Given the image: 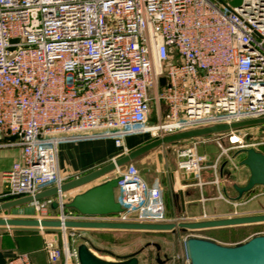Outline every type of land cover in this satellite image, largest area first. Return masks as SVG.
Instances as JSON below:
<instances>
[{
  "label": "built area",
  "instance_id": "built-area-1",
  "mask_svg": "<svg viewBox=\"0 0 264 264\" xmlns=\"http://www.w3.org/2000/svg\"><path fill=\"white\" fill-rule=\"evenodd\" d=\"M235 1L0 0V149L22 153L3 173L0 204L57 188L55 197L30 204L36 219L179 224L167 216L161 189L133 163L111 174L122 212L87 216L66 209L60 188L79 177L60 168L59 151L111 140L120 150L115 162L129 153V137L155 140L264 118V0ZM153 100L158 117L165 116L155 125ZM233 133L213 135L221 149L215 161L198 152L208 137L177 149L179 171L202 185L203 172L216 170L228 151L219 138ZM54 203L56 214L42 217ZM83 231L49 232L48 264H80L67 236L81 238ZM7 264L33 263L21 253Z\"/></svg>",
  "mask_w": 264,
  "mask_h": 264
},
{
  "label": "water",
  "instance_id": "water-1",
  "mask_svg": "<svg viewBox=\"0 0 264 264\" xmlns=\"http://www.w3.org/2000/svg\"><path fill=\"white\" fill-rule=\"evenodd\" d=\"M241 0L233 2V6H238ZM161 84L165 85V79H161ZM264 125V118L242 121L232 124H216L207 127L182 131L172 135H167L155 139L141 147L120 157L115 162L109 164L61 186L62 193H69L76 189L88 186L102 178L111 175L117 168H122L140 157L162 147L186 140H193L213 135H220L243 128ZM239 153L245 154L241 165L248 168L250 177L246 185H234L237 193L235 201H239L246 193L255 187H264V153L254 149H245ZM118 179L111 178L108 181L94 186L84 193L75 195L71 201L65 204L66 209L75 210L87 216H108L122 212L121 205L116 201V189ZM58 194L57 188H52L37 194L35 197H24L14 201L0 204V214L3 212L14 213L23 206L30 205L33 201H41L55 197ZM57 209V204L51 206ZM264 224V214L252 216L230 217L225 219L208 220L188 223H97V222H65L47 219H13L0 218L1 230H26L37 232H60L62 227L67 230L85 231H126V232H152V233H176L212 230L222 228H232L240 226H251ZM151 245V244H149ZM157 251L160 246L152 244ZM182 250L185 259L189 264H264V235L251 237L245 242L232 246L223 245L210 239L190 237L183 241ZM106 252V251H105ZM141 251L122 259L112 262L97 256L86 244H81L77 248L78 261L80 264H139L138 255ZM160 262V259H158Z\"/></svg>",
  "mask_w": 264,
  "mask_h": 264
},
{
  "label": "crops",
  "instance_id": "crops-1",
  "mask_svg": "<svg viewBox=\"0 0 264 264\" xmlns=\"http://www.w3.org/2000/svg\"><path fill=\"white\" fill-rule=\"evenodd\" d=\"M140 138V136L129 137L126 140V145L129 152L144 145V143H141ZM163 147L164 146L132 162L133 164L135 162V164L140 167L143 178L153 186L156 185L153 184L152 178L148 177L144 168L145 166H152L154 172L156 171L155 168H158L157 170L162 172L163 165L160 163L161 160L163 159L162 162L168 161L166 156L163 155L164 153L161 151L163 150ZM198 152L200 154H204V148L199 147ZM119 154L120 150L115 147L113 141L111 140L67 144L61 146L60 148L59 164L63 171L70 172L78 177H82L103 167L105 163V165L109 164L111 160L117 157ZM238 154L239 153L236 154V158L239 157ZM244 158L245 157H243L241 161ZM21 159L22 153L18 148L0 149V194L5 191L3 173L9 171L14 163L21 161ZM210 161L214 160L210 159ZM174 162L176 167L172 165L175 168H171L172 171L169 174L168 182H166V184L163 182L158 184L161 191L163 192L166 214L168 217L179 218L181 221H185L184 219L188 218V221L193 219V222H201L235 217V212L238 213V216L264 214V197H255L257 193H260L264 190H257V187H255L252 191L253 194L251 198L246 199L244 198V195L242 197L243 199L241 198L239 201H235L237 196L231 198L229 195L228 188L226 187L227 183L233 184V186H244L249 180L250 172L248 168L242 166L241 163L238 173L235 177H233L234 175L230 176L229 174L227 177L224 176L222 168L219 170V172L218 169H213L215 172L214 176H212L210 179H206L204 178L206 177V173H204V175L202 174V185H199L195 178L186 176L181 171H179L178 160L176 157L174 158ZM159 167L162 168L160 169ZM169 168H165L166 171H170ZM102 183H104V181L98 184L93 183L88 186L76 189L67 193V196L71 194V197L73 198L75 195L84 193L88 189ZM21 208H24V214L26 215L23 216V219H32V216H28L32 212L31 206H23ZM44 214L50 216L55 215L56 210L50 208L44 211ZM255 226L251 225L248 227ZM217 230L231 231L232 229H212L208 231ZM50 234L52 233L48 232L43 234L37 231H8L0 229V264H7L8 261L21 253L29 254L33 264H48V257L44 251V239ZM248 239L238 241L234 244L245 242ZM214 241L217 240L214 239ZM173 251L174 254L177 255L178 247L176 244L175 246L173 245Z\"/></svg>",
  "mask_w": 264,
  "mask_h": 264
},
{
  "label": "rangeland",
  "instance_id": "rangeland-1",
  "mask_svg": "<svg viewBox=\"0 0 264 264\" xmlns=\"http://www.w3.org/2000/svg\"><path fill=\"white\" fill-rule=\"evenodd\" d=\"M156 108L157 106L155 104V101L153 100L151 115H150V124L152 125L158 124L159 122L165 120L164 114H162V117L160 118L158 117V113H157L158 111ZM161 111L163 112L164 109H162ZM140 137H141L140 138L141 143L144 144H147L154 140L149 135H144ZM208 138L209 139H206L205 144H202L200 142V144L198 145V149L199 147L204 148V155H207L209 161L210 159L215 161L218 155L221 153V149L217 145L216 142L217 137L208 136ZM219 139H221L220 140L221 146L228 151L226 155H224L223 158L219 161L217 165V169L219 172V170L222 168L223 175L226 177L228 176V174L230 176L234 175L233 177L237 175L241 163L240 161L243 157H245V154L239 153L242 150L254 149L258 152L264 153V125L236 130L234 131L233 135H226ZM194 142L199 143V141L186 140V141L170 144L168 146H164L163 150L161 151L164 153L163 155L166 156V159L168 161L162 162L163 159L161 160L160 163L161 165H163L162 172L158 171L157 170L158 168H155L156 171L154 172L152 166H145L144 169L146 171V174L148 175L149 178H152L154 185L158 186V184H161L162 182L165 184L166 182H168L169 174L172 171L171 168L176 167L174 162V158L176 157V150L179 148L190 146ZM237 153H239L238 158H236ZM228 158L231 159L233 163H231L230 162L231 160H228ZM134 165L138 168V170L141 173L140 167H138V165L135 164V162ZM172 165L175 167H173ZM159 168L161 169L162 167ZM165 168H169L170 171H166ZM206 171L203 172V175L204 173H206L205 174L206 177H204L206 179H210L215 174L214 170H206ZM109 178L111 179L113 178V176L111 175L106 176L101 180L96 181L94 184H98L103 181L106 182L109 180ZM226 187L228 188L229 195L231 198L237 196L235 190L233 189V184L227 183ZM256 189L264 190V187L259 186ZM252 191L246 193L244 198L246 199L251 198L253 194ZM66 198L68 199V201H70L72 199L71 194L69 196H66ZM28 206L30 207L31 205ZM31 208H32V212L28 216H32V219H36L37 218L36 210L33 206H31ZM23 209L24 208H20L16 212L14 213L12 212L10 218L23 219V216H26L24 214ZM48 209L42 210L40 215L42 217L50 216L44 214V211ZM0 218H4L2 213L0 214ZM187 219L188 218H185L184 219L185 221H181L179 223L193 222L192 221L193 219H190L189 221ZM81 233H82L81 238L72 237L68 235L67 236L68 246L78 247L81 244H86L97 256L107 261L115 262L122 259L123 257H127L141 251L140 254L138 255L139 264H186L182 250V243L185 239L190 237L210 239V240L213 239V241L215 239L220 244L232 246L234 243L241 240H246L252 236L254 237L257 235H264V224L255 227H245L240 229L237 228V230H231V231L200 230V231L182 232L180 230H177L176 233H171V232L152 233V232L90 230V231H83ZM58 239H59L58 241L59 245L63 246L64 238L61 234L58 235ZM152 244L159 245L161 248L160 251H157L156 248L152 246ZM175 244L178 247L177 255L174 254L173 251V245L175 246ZM158 259H160V262H158Z\"/></svg>",
  "mask_w": 264,
  "mask_h": 264
},
{
  "label": "trees",
  "instance_id": "trees-1",
  "mask_svg": "<svg viewBox=\"0 0 264 264\" xmlns=\"http://www.w3.org/2000/svg\"><path fill=\"white\" fill-rule=\"evenodd\" d=\"M255 226V225H254ZM245 227H248V226H240V227H232V228H222V229H232V230H237L240 229V228H245Z\"/></svg>",
  "mask_w": 264,
  "mask_h": 264
}]
</instances>
